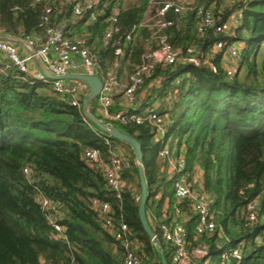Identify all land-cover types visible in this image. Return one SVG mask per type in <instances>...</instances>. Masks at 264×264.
Returning <instances> with one entry per match:
<instances>
[{
    "label": "trees",
    "instance_id": "16d2710c",
    "mask_svg": "<svg viewBox=\"0 0 264 264\" xmlns=\"http://www.w3.org/2000/svg\"><path fill=\"white\" fill-rule=\"evenodd\" d=\"M116 2L112 43L103 34L110 27L107 19ZM194 2L209 9L216 21L234 9L223 0ZM106 4L91 24L77 21L68 0H60V12L51 18L64 20L84 36L104 71L113 60V49L141 20L148 0H107ZM242 4L235 40L244 45L233 76L226 75L220 52L213 60L216 73L183 63L157 65L136 96L142 102L137 111L159 104L160 121L142 117L111 122L141 145L146 215L167 264H174L171 249L162 240L158 224L176 215L183 221L189 250L202 247L208 252V257L192 258L191 264H264V0H244L236 7ZM42 11L43 5L34 0H0V30L19 37L41 35ZM196 22L195 10L178 17L176 25L165 31L169 41L178 48L191 43L208 50L215 35L209 30L198 37ZM150 33L140 30L141 39L136 37L130 45L132 64L139 63ZM118 96L113 97L112 111L123 106ZM94 101H89V111L102 119ZM120 143L127 145L98 129L84 116L82 106L70 105L48 84L14 70L0 72V264H121L120 245L102 226L94 199L107 202L115 220L127 223L144 264H161L160 250L151 244L138 218L140 187L134 160L127 159L121 172L117 198L101 166L83 158L87 149H95L106 160ZM165 146L172 160H183L180 179L194 180L196 168L200 171L199 185L212 199L216 228L211 234L196 233L195 214L186 200L175 197L178 176L160 156ZM26 167L28 173L23 172ZM43 198L59 213L69 246L48 223ZM252 201L256 204L253 220L247 208ZM235 247L241 251L239 261L220 258L221 250Z\"/></svg>",
    "mask_w": 264,
    "mask_h": 264
},
{
    "label": "built area",
    "instance_id": "2783aa9c",
    "mask_svg": "<svg viewBox=\"0 0 264 264\" xmlns=\"http://www.w3.org/2000/svg\"><path fill=\"white\" fill-rule=\"evenodd\" d=\"M34 1L43 5L41 19L45 29L41 35L21 37L24 42L20 46L16 45L14 40L3 38L0 34V72L7 73L14 70L30 75L32 81L48 84L56 95L67 97L68 103L78 108L82 106L79 102L80 97H85L89 91L87 84L73 78L49 79L42 73L36 60L40 59L48 71L56 76L96 75L102 81V88L95 109L102 118L100 120L111 126H113L111 122L124 123L127 118L139 121L145 117L150 121H160L161 116L157 110L159 104L156 102L154 108L137 111L142 102L136 96V91L157 65L183 63L195 67H207L212 73H216L217 68L213 60L216 53L220 52L221 59L224 54H228L231 58L228 69H224L228 77L233 76L239 66L240 51L244 43L235 40V34L241 24L244 4L235 6L224 20L216 21L209 9H205L202 5L196 6L194 0H148L141 20L133 25L125 36L124 42L113 49V60L104 71V67L95 61L94 54L84 36L68 27L64 20L51 21V18L55 19L60 12L57 10L60 0ZM106 2L107 0H68V6L78 22L91 24L96 21L97 14L107 5ZM117 2L107 19L110 27L103 34V38L112 43L114 32L117 30L114 25L118 13ZM235 2L243 3L244 0H230V4ZM193 10L197 18L194 26L196 35L202 37L209 30L215 35L214 42L206 51L191 43L183 48L175 47L165 32L176 25L178 17H184ZM143 29L151 32L150 37L145 40V49L140 54L139 63L132 64L130 45L136 37H139V32ZM216 35L220 38H216ZM32 49H35V52ZM115 95L122 96L123 106L118 111L111 110ZM168 155L169 151L165 146L160 156L166 157L169 169L179 177L184 167L183 160L181 158L177 161L172 160ZM83 158L87 162L101 166L107 186L119 198L122 187L121 172L128 163L125 154L122 151H109L108 158L103 160L99 151L87 149ZM23 172L28 173V168H24ZM178 177L173 185L175 197L188 202L196 216V233L211 234L216 228L212 220L211 197L193 180L188 181L185 176L181 179ZM92 204L97 207L102 226L120 245L121 264H144L139 255L138 241L133 237L127 223L121 219L115 220L107 202H98L94 199ZM41 205L48 211L46 219L53 227L57 238L69 246V241L63 233V226L58 221L59 213L55 211V207L45 198L41 199ZM255 205L252 201L247 207L251 220L256 216ZM158 228L162 240L171 249L170 259L174 264H191L192 258L208 257L207 250L202 247L189 250L183 221L178 220L177 215L171 217L169 221L158 224ZM220 258L223 261L230 259L239 261L240 248H225L220 251Z\"/></svg>",
    "mask_w": 264,
    "mask_h": 264
},
{
    "label": "water",
    "instance_id": "95a60500",
    "mask_svg": "<svg viewBox=\"0 0 264 264\" xmlns=\"http://www.w3.org/2000/svg\"><path fill=\"white\" fill-rule=\"evenodd\" d=\"M1 36L3 38H10V39L19 41L21 43L24 42V40L21 37L10 35L8 33H4ZM32 51L35 52V49H32ZM37 61H38L39 66L42 70V73L49 79L64 80L66 78H73V79H77V80H81V81L85 82L87 84V86L89 87V91L86 94V96L83 98V101H82V110H83L84 116L88 120H90L102 132H104L105 134H107L111 138H114L116 140H119L121 142L126 143L127 145H129L132 148L134 155H135V164L137 167L139 187H140V195H139V201H138V218H139L141 227H142L144 233L146 234V236L148 237V239L150 240L151 244L158 247V249L160 250L161 264H167V262L163 256L160 241H159L158 237L156 236V234L154 233V231H153V229H152V227L148 221L147 215H146V203L148 200V194H147L146 180H145L144 173H143V166H142L143 155H142L140 143L134 137L128 135L127 133L123 132L122 130H120L114 126L108 125L105 121L98 119L97 117L92 115L89 111V101L91 99L97 98L99 96V94L101 92V88H102V81L96 75H80V74H77V75L56 76V75H54L48 71V69L42 63V61L40 59H37Z\"/></svg>",
    "mask_w": 264,
    "mask_h": 264
},
{
    "label": "rangeland",
    "instance_id": "374dc122",
    "mask_svg": "<svg viewBox=\"0 0 264 264\" xmlns=\"http://www.w3.org/2000/svg\"><path fill=\"white\" fill-rule=\"evenodd\" d=\"M125 1L126 2H128L129 0H124V3H125ZM231 7H235L236 5H237V2H235V3H233V4H230V0H223V3L225 4V2ZM226 5V4H225ZM231 60V58L228 56V54H224V56H223V59H221V64H222V66H223V68L224 69H228V65H229V61ZM94 104H93V107L95 108L96 107V105H97V101H98V97L97 98H94ZM89 109H90V106H89ZM155 142V140H152V143H154ZM117 147V148H116ZM115 148H116V151H122L124 154H125V157L129 160H131V159H133L134 160V162H135V157L133 156V154H132V149L129 147V146H127V145H125V144H123V143H120V144H117V146H115ZM119 149V150H118ZM173 156V155H172ZM28 172H29V169H28ZM200 171L196 168V171H195V173H194V176H193V178H194V182H197L198 181V179H199V177H200ZM152 215H153V211H150V212H148V216H150L151 218H152V220L154 219L153 217H152Z\"/></svg>",
    "mask_w": 264,
    "mask_h": 264
},
{
    "label": "crops",
    "instance_id": "0c3cea01",
    "mask_svg": "<svg viewBox=\"0 0 264 264\" xmlns=\"http://www.w3.org/2000/svg\"><path fill=\"white\" fill-rule=\"evenodd\" d=\"M0 34L2 35V34H4V32H2L1 30H0ZM8 39H10V38H8ZM11 40H13V39H11ZM15 41V44L16 45H18V46H20L22 43L21 42H19V41H16V40H14ZM37 61V60H36ZM38 66H39V63H38V61H37V63H36ZM40 67V66H39ZM31 69H33V66H31ZM41 69V68H40ZM32 72V71H31ZM118 98V100H119V102L120 103H122V96H118L117 97ZM97 111V110H96ZM117 148V147H116ZM116 148H115V150H116ZM119 150V149H118ZM121 151V150H120ZM170 170V169H169ZM199 179H200V177H199ZM199 179H198V181L197 182H195L196 184H199Z\"/></svg>",
    "mask_w": 264,
    "mask_h": 264
}]
</instances>
